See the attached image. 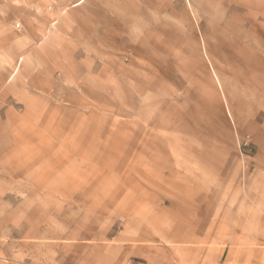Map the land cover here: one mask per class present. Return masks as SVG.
<instances>
[{
  "label": "rangeland",
  "instance_id": "rangeland-1",
  "mask_svg": "<svg viewBox=\"0 0 264 264\" xmlns=\"http://www.w3.org/2000/svg\"><path fill=\"white\" fill-rule=\"evenodd\" d=\"M239 97L264 0H0V264H264Z\"/></svg>",
  "mask_w": 264,
  "mask_h": 264
},
{
  "label": "bare ground",
  "instance_id": "bare-ground-1",
  "mask_svg": "<svg viewBox=\"0 0 264 264\" xmlns=\"http://www.w3.org/2000/svg\"><path fill=\"white\" fill-rule=\"evenodd\" d=\"M240 98V97H239ZM255 98V97H254ZM254 98H252V100H254ZM237 104H239V107L238 108V111L240 112L239 114V117H237L236 119L239 121H245V119H247L248 117H254L256 116V119L259 121L260 119H264V100L262 99H258L256 101V105H258V109H259V115L257 116L256 115V110L254 108H252V105L250 106L249 110L247 109L246 111V107L251 103L250 100L246 99H238ZM231 104V103H230ZM255 105V106H256ZM231 107V106H230ZM231 115V114H230ZM232 116V115H231ZM235 120V119H234ZM236 121V120H235ZM237 122V121H236ZM238 124V123H237ZM182 189V188H181ZM192 190V189H191ZM195 190V189H193ZM185 193H188V192H185ZM190 193V192H189ZM190 196V195H189ZM192 197V196H191Z\"/></svg>",
  "mask_w": 264,
  "mask_h": 264
}]
</instances>
